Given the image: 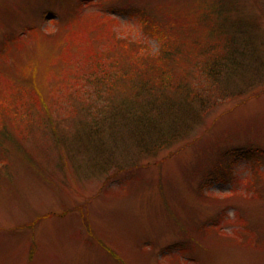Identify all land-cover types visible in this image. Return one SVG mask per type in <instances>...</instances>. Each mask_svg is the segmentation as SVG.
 I'll list each match as a JSON object with an SVG mask.
<instances>
[{
    "label": "rangeland",
    "instance_id": "obj_1",
    "mask_svg": "<svg viewBox=\"0 0 264 264\" xmlns=\"http://www.w3.org/2000/svg\"><path fill=\"white\" fill-rule=\"evenodd\" d=\"M216 1L0 0V264H264V0H232L253 22L217 86L233 95L207 80L213 106L170 146L90 132L145 80L201 79Z\"/></svg>",
    "mask_w": 264,
    "mask_h": 264
},
{
    "label": "trees",
    "instance_id": "obj_2",
    "mask_svg": "<svg viewBox=\"0 0 264 264\" xmlns=\"http://www.w3.org/2000/svg\"><path fill=\"white\" fill-rule=\"evenodd\" d=\"M219 5L220 8H218ZM239 8L234 7L232 9V0H217L211 7V14L218 19V23H213L212 31L217 32L216 34L219 37L217 43L222 45L224 49L220 50L214 41H211L207 45L199 46V49L204 48L206 49L205 52H207L202 56L201 62L199 61L200 64L198 67L201 70V79L198 82L189 83L183 80H167L165 75H162L158 81L162 88H166V90H161V88L153 90L155 88L153 84H150L151 82L149 80H145L141 84V87L139 85L134 87L136 92L132 94L133 97L128 98V101H124L120 107L115 109L110 121L94 119V126L89 131L94 133L98 129V131L104 133V136L105 132H107L115 137L118 133L125 131L127 125L129 127L132 125L135 131H140V136L136 137V139L144 137L148 139L150 137L154 140V147L164 148L170 146V144L181 137L185 124L189 123V117L195 114L199 115V112L202 111L201 109L200 111L192 109L191 107L194 103H198L203 110H209L213 106L211 99L214 94H212V91H210V94H207L205 90H202L207 80L210 81L211 78H214L219 82L215 86L216 88L214 87V89L218 90V96L231 97L233 94L230 90L224 86L219 88L221 77L225 74L226 70L233 69V64L237 61L238 54L240 53L238 40H247L244 37V33L249 30V25L253 24V22L249 23V18H245L242 14L236 13L237 16L233 15L235 11L243 12L240 6ZM81 12L83 11H77L68 21L63 22L64 26L61 34L63 32L70 34L65 36L68 41V45H64L66 50L68 47H70L69 49L77 48L73 42L78 37L76 25L78 20L86 15ZM80 15L82 16L80 17ZM142 18L143 26L149 22L156 23V20L151 15ZM28 30L31 33L33 31L38 32L35 27H30ZM153 34L158 40L170 41L164 32H153ZM145 54L140 53L138 50H136L135 54L132 53L133 56H139L141 58ZM173 54L174 51L171 46L164 42V46L161 45L160 50L155 53L156 59L152 62L160 67V61L169 59ZM104 74H106L104 80L106 84L110 80L109 76L111 73ZM231 75L233 74H227V76ZM131 98L133 99L130 100ZM186 257L188 258L189 256L186 255Z\"/></svg>",
    "mask_w": 264,
    "mask_h": 264
}]
</instances>
